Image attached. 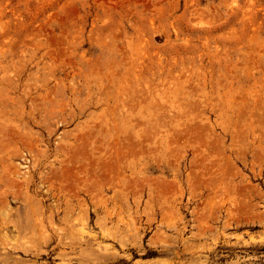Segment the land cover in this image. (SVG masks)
I'll list each match as a JSON object with an SVG mask.
<instances>
[{"label":"rangeland","instance_id":"obj_1","mask_svg":"<svg viewBox=\"0 0 264 264\" xmlns=\"http://www.w3.org/2000/svg\"><path fill=\"white\" fill-rule=\"evenodd\" d=\"M0 264H264V0H0Z\"/></svg>","mask_w":264,"mask_h":264}]
</instances>
